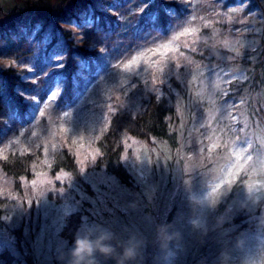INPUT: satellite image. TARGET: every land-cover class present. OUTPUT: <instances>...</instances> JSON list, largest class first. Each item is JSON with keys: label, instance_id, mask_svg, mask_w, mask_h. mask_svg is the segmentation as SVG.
<instances>
[{"label": "trees", "instance_id": "1", "mask_svg": "<svg viewBox=\"0 0 264 264\" xmlns=\"http://www.w3.org/2000/svg\"><path fill=\"white\" fill-rule=\"evenodd\" d=\"M34 5L43 12L0 23V213L20 204L27 216L34 214L37 201L29 181L40 170L47 169L53 179L46 191L48 198L56 202L75 199L72 187L57 177L65 171L80 177V162L72 148L60 141L55 126L65 111L77 106H86L92 117L103 116L97 120L93 140L97 167L122 191L135 194L134 175L124 160L130 140L149 145L173 141L178 126V94L184 86L180 69L173 63L178 59L164 65L170 55H161L165 45L177 41L188 28L190 48L184 49L188 55H178L180 61L189 57L209 64L218 58L216 53L227 52L224 42L248 36L258 15L253 0H60L56 4L39 0ZM188 40L179 43V48H185ZM253 53L252 60L241 59L246 79L235 95L244 98L241 103L247 117L255 132L261 133L264 21ZM159 55L164 56L163 62L154 67L150 61ZM131 62L132 72L124 75ZM120 73L124 79L118 80ZM103 79L114 83L96 89ZM217 208L222 243L191 248L185 254L190 264L239 261L231 258L235 243L255 222L241 213L228 218L222 212L224 204ZM89 210L83 205L64 214L58 234L62 241L73 243L86 237L83 223ZM16 230V250L2 245L0 264H21L23 259L36 264L31 239H21Z\"/></svg>", "mask_w": 264, "mask_h": 264}, {"label": "rangeland", "instance_id": "2", "mask_svg": "<svg viewBox=\"0 0 264 264\" xmlns=\"http://www.w3.org/2000/svg\"><path fill=\"white\" fill-rule=\"evenodd\" d=\"M37 1L0 0V23L41 14L34 5ZM41 1L56 4L60 0ZM254 2L258 15L253 17L250 34L224 42L227 52L215 54L218 62L203 64L189 57L180 61V56L188 55L184 49L190 48L188 28L177 41L165 45L161 55H170L164 65L178 59L173 63L184 86L178 94V126L173 141L149 145L130 140L124 160L134 175L135 194L122 191L97 167L93 140L97 120L103 116L92 117L86 106H77L65 111L55 126L60 141L72 148L80 162V177L66 171L58 175V180L72 187L75 199L48 198L53 179L47 169L38 171L29 181L37 195L34 214L27 216L20 204L7 206L0 213V247L16 250L14 233L19 228L21 239H31L36 264H190L185 254L191 248L222 243L217 207L224 204L222 212L228 218L241 213L255 222L251 231L239 235L231 258L239 259L236 264H264V132H255L241 103L244 98L235 95L246 79L241 59L250 61L255 56L264 21V0ZM188 38L180 49L179 43ZM161 55L149 59L154 67L163 62ZM132 64L124 68V75L132 72ZM120 75L118 80L124 79ZM113 83L103 79L96 89ZM83 205L90 208L83 223L86 237L73 243L62 241L58 234L64 214ZM215 214L217 219L212 217ZM21 264L27 263L23 259Z\"/></svg>", "mask_w": 264, "mask_h": 264}, {"label": "snow or ice", "instance_id": "3", "mask_svg": "<svg viewBox=\"0 0 264 264\" xmlns=\"http://www.w3.org/2000/svg\"><path fill=\"white\" fill-rule=\"evenodd\" d=\"M57 179H60V177H57ZM33 183H35V181H33Z\"/></svg>", "mask_w": 264, "mask_h": 264}]
</instances>
